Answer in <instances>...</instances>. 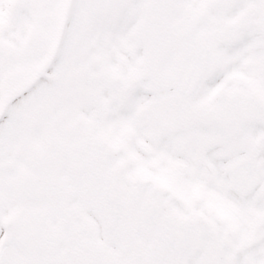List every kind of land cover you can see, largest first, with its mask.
Returning <instances> with one entry per match:
<instances>
[{
	"label": "bare ground",
	"instance_id": "obj_1",
	"mask_svg": "<svg viewBox=\"0 0 264 264\" xmlns=\"http://www.w3.org/2000/svg\"><path fill=\"white\" fill-rule=\"evenodd\" d=\"M142 1L146 2L129 1L110 18L100 14L88 34L87 58H101L105 71L119 73V79L112 87L106 83L100 88L101 99L110 104L101 122L90 131L91 137L104 134L109 144L118 142V148L110 158V162L116 164L114 167L93 163L89 169L91 174L85 177L89 184L103 190L119 176L125 194L133 195L135 207L152 200L156 183L163 182L160 215L177 218L186 230L180 248L169 264H204L210 254L209 246L205 242L199 245L191 242L193 229L189 230L185 225L200 231L206 223L202 217L212 222L218 234H224L226 264H264V120L238 133L239 138L255 141L257 145L251 173L252 187L246 190L238 187L228 168L229 161L220 158V149L212 145L217 132L215 123L186 120L175 90L151 91L143 85V80L127 89L121 88L128 73L140 67L147 53L158 50L149 37L150 11L141 5ZM204 1L172 0L170 21L179 29H186ZM253 2L235 0L223 10L208 8L205 19L186 37V45L191 44L192 37L206 22L234 20L243 7ZM9 3L0 0V32L3 31L0 53L12 43L16 68L29 69L38 64L37 58L46 49V41L54 36L57 6L62 0H32V9L19 17L18 26L7 16ZM37 35L43 37L41 48L33 42ZM235 38L234 43L214 47V71L201 90L193 95L192 103H208L219 111L221 100L231 90L243 96L256 92L264 110V49L254 46L262 42V36L250 28ZM160 52L164 54L162 68L174 69L179 61L178 51L165 44ZM60 61L61 57L54 59L46 72L29 86L27 92L32 96L36 111L30 130L24 129L20 122L19 117L23 114L20 104L14 100L7 104L8 111L0 120V197H6L10 210L14 203L11 183L19 171L15 149L23 154L25 145L42 149L49 136L59 140L65 155L56 164L55 192L44 194L40 201L31 203L25 214L31 217L37 213L40 229L53 236L58 247L55 264H81L69 250L76 248L79 242L89 246L95 241L105 244L113 252L117 247L100 231L97 217L100 210L86 207L89 197L83 195L78 199L79 185L64 176L66 161L88 129L91 114L88 106L79 104L69 90L65 92L52 85L51 76ZM190 63V59L184 60V72ZM89 68L93 73L94 68ZM4 71L0 64V98ZM251 82H254L253 86H249ZM156 113L159 114L157 119ZM14 162L16 167L12 168ZM68 209L70 215L61 226L63 214ZM79 225L83 227L81 232L76 230ZM71 235L73 240L69 238ZM219 253L216 250L215 256ZM42 259L40 254V264H46Z\"/></svg>",
	"mask_w": 264,
	"mask_h": 264
},
{
	"label": "flooded vegetation",
	"instance_id": "obj_2",
	"mask_svg": "<svg viewBox=\"0 0 264 264\" xmlns=\"http://www.w3.org/2000/svg\"><path fill=\"white\" fill-rule=\"evenodd\" d=\"M126 0H70V22L72 23L70 33L68 36L69 45L74 49L71 54L74 56L73 61L70 62V69L68 70L67 82H69L70 95L78 97L76 99L79 104L91 105L100 104L98 97L99 93L86 88V80L94 87L98 83L91 81L85 75L87 66L83 64L86 52L85 46L88 40L86 27H88L94 19L105 12H112L124 5ZM157 0H146L143 4L149 10H152ZM166 10L171 0H166ZM217 0H211L206 7H216ZM229 0H223V4ZM13 7L18 9L20 4H15L13 0ZM20 5V6H18ZM252 11H260V18L255 21L253 28L263 37L264 45V1L260 0L257 7H253ZM250 13V11H248ZM106 15V14H105ZM204 13H201L198 19L202 18ZM244 15L236 21H222L219 23H207L203 26L197 36L194 38L191 45L184 44L187 33L195 26L197 19L189 23L186 29L173 30L169 33L167 29V22L163 17L153 19L150 21L152 28V40L159 48L168 42L178 46L179 50V65L175 71L168 72V78L155 79L152 75L154 66L150 58L143 65L144 74L149 76L150 88L170 87L183 85L186 80V73L182 71L183 60L191 57L194 61L198 54L202 51L210 52L215 44L220 41H231L238 31H244L248 26V20ZM153 55V54H151ZM159 57V55H155ZM192 63V62H191ZM179 75V78L177 77ZM111 77V81L108 80ZM137 73L128 77L121 88H129L137 80ZM77 79H80L78 84ZM102 79L104 82L115 83L119 79V73L110 74L103 71ZM74 84V85H73ZM116 85V84H115ZM77 94V95H76ZM13 102L8 101L5 104ZM20 104L23 114L19 117L24 129L30 130L33 125V119L36 114L34 107L27 108V101L15 100ZM1 103V102H0ZM206 106L196 109L199 114L198 120L202 121L208 119L205 117ZM8 111L4 106L0 113V119ZM212 120L217 127V132L213 137L212 144L220 149L219 156L226 158L229 161V168L235 171V181L241 186V178L247 184V173L251 171L253 165V158L256 152V144L248 142L245 138H237L238 132L246 128L249 124L254 122H261L264 120L263 108L260 105L257 95H252L249 98L243 99L236 94L230 95L220 107V110L212 116ZM93 126L84 133V138L90 137L92 133L90 130ZM23 154L17 153L16 160L19 163V171L15 176L13 185V199L14 203L10 210L6 197H0V234L4 235L0 240V264H40V254L43 255L42 261L46 264H55V241L53 236L40 229V218L37 213H33L31 217L25 214L26 209L31 203L40 201L44 194L52 195L55 192L56 185L54 182L56 164L61 157L65 155L64 147L55 139L49 136L44 143L42 149H38L33 145H25ZM241 150V151H239ZM237 152V153H235ZM105 154L98 139L93 142L79 143L78 147L74 149L71 156L67 159L65 164L66 172L64 176L75 180L79 185L77 190L78 199L83 195L89 197L90 201H86L85 206L100 210L97 212L99 220L107 212L108 208L105 203V189H97L95 184H89L85 176L90 175L91 165L93 163H104ZM15 162L12 168L16 167ZM84 182V183H83ZM105 187V186H104ZM103 187V188H104ZM91 192V193H89ZM91 194V195H89ZM70 215L68 209L62 217L61 223ZM162 220V219H160ZM161 221H156L155 224ZM154 224V226H155ZM78 228V227H77ZM7 236V238H5ZM93 255H89L88 259L96 264L100 261L98 257L99 248L94 247L90 249ZM138 255L131 257L132 261H137Z\"/></svg>",
	"mask_w": 264,
	"mask_h": 264
},
{
	"label": "rangeland",
	"instance_id": "obj_3",
	"mask_svg": "<svg viewBox=\"0 0 264 264\" xmlns=\"http://www.w3.org/2000/svg\"><path fill=\"white\" fill-rule=\"evenodd\" d=\"M15 4H24V0H15ZM18 5V6H20ZM57 16L55 19V23H57L56 25V31L54 36L50 37L49 40L46 41V49L42 50V53L40 55H43V58L45 59L47 57V55L49 54V52L51 51V48L54 44L55 38H56V34L57 31L59 29V25H60V19L63 17L64 14V4H59L57 6ZM72 23L70 22V20L67 21L66 25H65V29L63 31L62 34V44L60 45L59 49H57L59 56L61 57V61H60V67H64L63 68V72L61 73L64 74L66 71H68L70 69V62L73 61V55L71 54V50L69 47V41H68V35L70 33V28H71ZM39 33V32H38ZM34 43L38 44V46L41 48L42 46V42H43V37L40 35H37L33 41ZM41 42V43H40ZM43 47V46H42ZM11 49V47H10ZM39 59V58H38ZM44 60H42L40 63L42 64ZM95 80H98L99 83L96 85V87L92 86L87 80L86 82V88L88 90H93L94 92V88L96 91V88L99 86L100 84V80L97 79L96 77L92 76ZM90 78V76H89ZM88 78V79H89ZM77 83L80 84V79H77ZM14 83H16L15 79L12 77L10 80V86H12ZM74 85V84H73ZM56 86H60L59 84H56ZM26 93V92H25ZM25 97V96H23ZM25 100V99H24ZM25 101H27L26 105L27 108L30 106L31 107V102L29 101V99H26ZM224 101H226V99L224 98ZM210 109V108H209ZM210 113V112H209ZM211 117L213 116L212 113H210ZM237 153V152H235ZM222 156H220L221 158ZM235 174V173H234ZM84 183V182H83ZM122 200L124 201V205L128 208V210L126 211V220H129L132 224L134 223L135 225L132 226V231H130L128 234H124L122 237H120V239H117L116 244H120V246H126V249H123L122 253H119V259L113 260L111 257V253H110V249L106 246V251L110 254H108L105 258H100V263L98 264H124L126 260H131V257L133 255H135V252H137L138 254V260L136 261V264H146V259L145 256L148 254L149 250V240L152 239L154 237V234L156 235V233L154 232V230L147 234L145 229H143L140 224L137 222L139 221L138 217H137V212L135 214H131L132 209L134 208L135 203H133L134 201H128L126 200L124 197L122 198ZM140 208V207H139ZM138 208V209H139ZM140 210V209H139ZM138 223V224H137ZM183 226L180 224V232L181 235H185L186 234V230H185V226L182 228ZM204 227V226H203ZM202 227V228H203ZM194 232L192 231L191 234H193L190 237V241L199 245L202 242L207 243V246H209V250L211 251L209 256L205 259L204 264H208V262H212L211 260H213L215 257L214 255H216V250H219V256L217 258H215L213 260L214 261L220 263V264H225V259H224V255H225V249H222L221 247H219V244L222 245V242L217 241L214 237V227L211 226L210 224H205V227L203 228V230L201 231H197L195 228H193ZM159 232V231H158ZM152 235V236H151ZM211 236L213 238H211ZM80 245V244H78ZM85 245V244H84ZM222 247H224L222 245ZM77 248H75L76 250ZM119 249V248H118ZM149 250V251H148ZM81 253H84V250L81 251ZM105 253V252H104ZM78 252L76 250L75 256H77L78 258ZM209 257H211V260H207ZM78 260L80 261L81 264H85L82 260H80L78 258ZM132 261V260H131Z\"/></svg>",
	"mask_w": 264,
	"mask_h": 264
},
{
	"label": "water",
	"instance_id": "obj_4",
	"mask_svg": "<svg viewBox=\"0 0 264 264\" xmlns=\"http://www.w3.org/2000/svg\"><path fill=\"white\" fill-rule=\"evenodd\" d=\"M162 3V0H159L157 6H156V14L160 13V4ZM60 34V33H59ZM209 66L208 63V56L206 54H202L201 58L196 62L193 72L191 76L188 79L186 88L182 91L180 97L183 100H188L197 90L198 87L204 82V79L206 77L205 69ZM28 84V83H27ZM25 84V85H27ZM189 114V113H188ZM109 204L112 206V215L107 217L105 228L108 231H114L117 226L118 222L121 216V209L118 207L114 201L115 197L113 195H110L109 198ZM154 206H146L143 211V220L144 222L150 221L154 214ZM178 240V231H169L167 234L163 235L156 247L154 248L155 253V264H162L163 260H165L171 250L176 247V241Z\"/></svg>",
	"mask_w": 264,
	"mask_h": 264
}]
</instances>
